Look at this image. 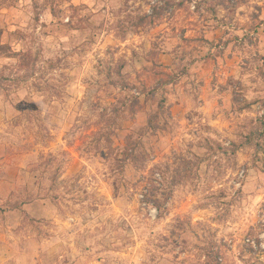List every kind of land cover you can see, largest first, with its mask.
Masks as SVG:
<instances>
[{
	"label": "rangeland",
	"instance_id": "1",
	"mask_svg": "<svg viewBox=\"0 0 264 264\" xmlns=\"http://www.w3.org/2000/svg\"><path fill=\"white\" fill-rule=\"evenodd\" d=\"M0 32V264H264V0H0Z\"/></svg>",
	"mask_w": 264,
	"mask_h": 264
},
{
	"label": "trees",
	"instance_id": "2",
	"mask_svg": "<svg viewBox=\"0 0 264 264\" xmlns=\"http://www.w3.org/2000/svg\"><path fill=\"white\" fill-rule=\"evenodd\" d=\"M180 7L183 6V3L179 4ZM53 16L57 17V13L55 12V10H53ZM2 33L0 32V41L2 38ZM1 51H3L6 55H8V57H12V56H23L22 53H16L13 51L12 47L10 45H3L0 44V53ZM161 88L159 86L155 87L154 90L152 91L153 93H157L159 92ZM139 100H137L135 102V104H138ZM166 104H167V100H166V96H163L162 100L160 101L158 108H157V112L150 117L149 119V125L150 127L153 129H158L160 126L158 124H155V122H157L158 119H160L162 116L164 118H168L170 117V110L166 109Z\"/></svg>",
	"mask_w": 264,
	"mask_h": 264
}]
</instances>
